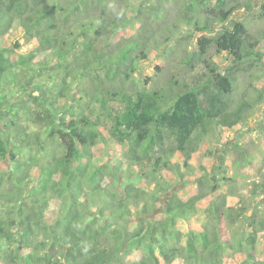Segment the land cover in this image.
Segmentation results:
<instances>
[{
	"label": "trees",
	"instance_id": "16d2710c",
	"mask_svg": "<svg viewBox=\"0 0 264 264\" xmlns=\"http://www.w3.org/2000/svg\"><path fill=\"white\" fill-rule=\"evenodd\" d=\"M176 2V22L158 25L164 40L184 21L188 28L167 50L147 31L161 13L151 2L0 0V264H264L256 252L264 181L249 188L226 176L250 162L247 149L233 143L231 163L212 144L198 157L209 137L264 102V83L252 82L253 99L231 101L237 76L262 68L264 32L231 17L252 0ZM149 53L164 63L156 66L161 76L150 85L144 75L140 86L133 75ZM44 69L61 80L67 104L47 99L43 83L30 84ZM15 84L19 92L31 86L37 109L22 113L30 120L40 109L35 128L19 124L8 99ZM101 143L109 147L97 158ZM241 186L260 197L248 200L249 212Z\"/></svg>",
	"mask_w": 264,
	"mask_h": 264
},
{
	"label": "rangeland",
	"instance_id": "374dc122",
	"mask_svg": "<svg viewBox=\"0 0 264 264\" xmlns=\"http://www.w3.org/2000/svg\"><path fill=\"white\" fill-rule=\"evenodd\" d=\"M142 3L144 4H149L154 3L157 4L161 7V13H159L156 16H151V27L148 28V32L150 36L157 37L158 40L162 41L164 40V35L168 33L166 30L160 29L159 28V23H162V28L164 26L169 25L172 26V21L176 22L175 19V11L178 8L177 2L176 1H181V0H172L171 2L166 1V0H141ZM216 0H209L210 6L215 3ZM120 4L116 1L111 3V6L116 9L117 6ZM176 9V10H175ZM143 10L151 11L150 9H145ZM154 12V11H153ZM259 12V0H252V6L251 9L247 12H238L231 17L236 20H243L249 31L251 33H256V32H264V18L259 19L257 17ZM181 27L178 29H173V31L176 33V35L172 38L171 43L167 42L164 40L166 43L165 46L167 47L168 45H171L174 43L175 39L178 37L182 39V36L185 37L186 31H184L185 28H188L186 25L185 21L180 23ZM138 26V25H137ZM136 30V28L128 27L125 29L124 33H127L128 35H131V33ZM192 30V29H191ZM190 30V31H191ZM196 36H192V39L190 41H187V47L192 48L194 46V39ZM19 44H20V49L21 52L24 50H27L26 44H24V38L22 36H18L17 38ZM12 41V38L7 40V43L10 44ZM183 41V40H182ZM184 42V41H183ZM169 43V44H167ZM174 46V45H173ZM172 48V47H171ZM171 48L168 46L167 50H171ZM175 48V46H174ZM180 48V46H179ZM261 50L264 52V37L262 38L261 44H260ZM212 50V49H211ZM179 51V50H177ZM211 54L214 55V52L211 51ZM177 56V54H176ZM17 55L14 53L12 54L11 58L14 60L16 59ZM164 63L161 62V59L155 58L154 53H149V59L145 61V69L141 71V69L136 70V74L133 75V78L139 83L140 86H142V82L144 79V75H147L151 78V83L150 85L153 84V81L156 80L157 76H161V70L157 71L156 66L157 65H163ZM261 69L259 67L254 68L253 72L251 74H239L235 80L234 84V91L233 94L231 95V101L237 104V102L241 101L243 97H247V94L249 98L253 99L255 97V93L253 91V88H250L249 83L252 82L253 84H257L258 87L262 86L264 81H257L256 80H261L260 78L257 79L258 77H263L264 76V62L261 65ZM139 70V71H138ZM53 74L54 72H51L50 70L44 69L41 71L40 76L38 75H33V77L30 79V84H32V81L35 82H41L43 83V88H44V95L47 99L56 97L60 105L62 104H67V98L62 96L63 91V85L61 80H58L57 78L49 79V74ZM55 77H58L57 75H54ZM11 78V77H10ZM6 80V77L2 80L4 83ZM256 82V83H255ZM14 88L12 87H7L8 90L11 88L14 90L13 93L9 96V100L14 103V105H17L19 107V114L23 118L22 123H19L22 126L29 125L30 128H35L33 124V118H36L37 116L40 118L41 111L40 109L31 116L30 120L26 119L24 120V116L22 113V108H27L28 111L34 110L35 108L37 109L35 102L33 99L28 95L27 91L30 89L31 86H28L25 91V89L21 90L19 92L18 86L15 84L13 85ZM149 86V85H148ZM21 89L22 87L19 86ZM34 95L37 94V91L32 93ZM60 94V95H59ZM243 94V96H242ZM65 95V94H64ZM0 109L2 112L5 111V104H0ZM63 115V113H61ZM260 127V129H258ZM263 129L264 131V102L259 103L258 105H255L254 108L249 112L247 115V118L244 122L239 124L237 127H235L233 130H225L217 132L215 135H212L209 137L210 142L205 143L202 146V150L198 153V157H205V154L207 152V148H210V144H212L213 149L215 152H219L221 147L225 148L228 155L227 159L233 162L236 156H233L237 154L235 152V146L233 143L239 144L244 146V148L247 149V152L245 153L244 156V161L246 159H249L250 162H246L242 166L239 167H230L229 172L226 174V176L232 177L233 179L240 181L241 183L247 185V187H251V182L254 180L256 182H263L264 181V133L261 132L260 130ZM108 145H104L103 143L98 144L94 149L93 153L94 156L97 158H101L102 155H104L103 150L107 148ZM109 147V146H108ZM239 161V160H238ZM194 164L197 162L193 161ZM251 166H255V168H251ZM193 175V174H192ZM182 187V182H178L175 187L173 188L174 190H178L179 188ZM247 187L246 186H241L240 190L242 191V199L240 204L243 206L248 212V200L249 199H255L259 200V196H249L247 193ZM194 191V189H193ZM264 210V209H263ZM152 216V215H151ZM252 231V227H249L245 230L246 234ZM263 240L261 243L257 244V254L261 257L264 258V235Z\"/></svg>",
	"mask_w": 264,
	"mask_h": 264
}]
</instances>
